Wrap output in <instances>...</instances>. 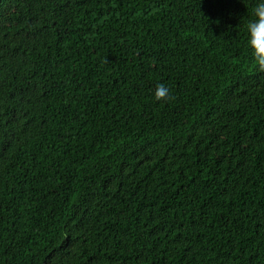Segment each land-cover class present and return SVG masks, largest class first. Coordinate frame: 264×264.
Segmentation results:
<instances>
[{
  "label": "trees",
  "instance_id": "1",
  "mask_svg": "<svg viewBox=\"0 0 264 264\" xmlns=\"http://www.w3.org/2000/svg\"><path fill=\"white\" fill-rule=\"evenodd\" d=\"M259 2L0 0V264H264Z\"/></svg>",
  "mask_w": 264,
  "mask_h": 264
},
{
  "label": "clouds",
  "instance_id": "2",
  "mask_svg": "<svg viewBox=\"0 0 264 264\" xmlns=\"http://www.w3.org/2000/svg\"><path fill=\"white\" fill-rule=\"evenodd\" d=\"M253 19L246 25L247 48L258 72L264 73V0H260L252 9ZM172 99L169 89L164 84H157L154 100L168 102Z\"/></svg>",
  "mask_w": 264,
  "mask_h": 264
}]
</instances>
